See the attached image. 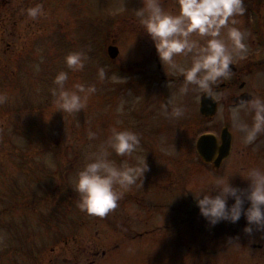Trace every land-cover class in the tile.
Returning <instances> with one entry per match:
<instances>
[{"label":"rangeland","instance_id":"rangeland-1","mask_svg":"<svg viewBox=\"0 0 264 264\" xmlns=\"http://www.w3.org/2000/svg\"><path fill=\"white\" fill-rule=\"evenodd\" d=\"M159 2L165 11L179 12L178 0ZM145 3L0 0V97H4L0 101V264H73L75 254L74 264H189V260L196 264L198 259L208 264H264V229L253 225V232L246 233L243 215L235 223L221 220L212 225L200 214L194 197L211 191L218 178L228 177L230 184L246 190L249 180L244 176L249 170H264V131L245 143L238 123L251 126L255 112L249 103L221 102L222 92L212 88L217 81L211 83V93L218 112L211 119L200 116L199 96L204 90L189 85V91L181 93L183 74L162 65L135 14ZM37 4L43 5L44 14L33 19L27 9ZM230 27L244 33L245 50L233 49L227 35ZM247 33L238 14L221 30L220 38L239 56L234 60L246 62L249 54L255 58ZM190 39L204 45L209 37L192 33ZM109 45L118 48L114 61L107 56ZM71 52L84 54L83 68L67 66L65 57ZM194 54H177L173 59L187 68ZM60 71L68 73L64 87L70 91H79L77 85L95 86L78 112L58 110L60 89L54 77ZM233 91L230 86L226 94ZM177 106L183 108V115L174 117L171 112ZM234 111L239 112L237 122ZM223 126L233 135L232 150L214 170L200 161L195 139L205 132L218 136ZM114 128L139 136L140 145L131 155H119L107 145ZM89 131L96 135L90 138ZM101 146L118 167L124 162L138 166L144 160L148 165L143 177L122 190L117 206L103 216L82 211L73 188L77 171ZM232 201L229 196L227 203ZM173 224L190 233L194 246L219 243L220 238L233 244L228 251L206 256L193 249L174 250L149 237L120 243L127 234L143 231L157 236ZM171 230L165 233L169 237ZM116 243L118 248L111 250ZM94 248L105 249L107 255L91 262Z\"/></svg>","mask_w":264,"mask_h":264},{"label":"clouds","instance_id":"clouds-1","mask_svg":"<svg viewBox=\"0 0 264 264\" xmlns=\"http://www.w3.org/2000/svg\"><path fill=\"white\" fill-rule=\"evenodd\" d=\"M178 3L179 12L173 14L165 11L159 0H146L135 14L144 32L152 39L162 65L167 63L183 74L185 83L180 89L181 93L188 92L189 85L211 92V83L229 75L233 60L232 51L220 38L221 30L229 24L230 18L245 12L244 0H178ZM27 14L33 19L37 18L44 14L43 5L28 8ZM232 23H235L234 19ZM192 33L209 39L204 45H198L197 41L190 39ZM227 35L234 50L246 49L244 33L240 29L230 27ZM193 52L192 63L187 68L178 66L173 59L177 54ZM65 62L71 69H81L84 54L71 52L66 55ZM99 76L104 78L103 68L99 70ZM67 79L68 73L65 71L58 72L54 77V83L60 89L57 107L68 113L78 112L85 107L87 97L95 91V86L85 89L84 85H77L79 91H70L64 87ZM52 91L56 93V89ZM3 99L0 97V101ZM251 103L255 110L254 122L251 126L238 123V127L245 132V143H251L258 133L264 131V100L257 98ZM171 115H183V108L175 107ZM238 118L239 112L234 111L233 121L237 122ZM88 135L91 138L96 134L89 131ZM107 145L119 155H131L140 145V138L132 130L114 128ZM108 155L107 148L101 146L100 151L92 154L73 179L74 191L79 194L77 205L88 214L103 216L114 209L123 195L122 190L136 183L148 168L146 160L138 166H129L124 162V166L118 167ZM244 177L249 180L246 190L230 184L228 177L218 178L211 191H202L198 197L194 196L200 214L210 224L215 225L221 220L235 223L243 215L247 221L243 231L252 233L253 225L257 229H264V170L252 168ZM117 186L120 190H117ZM213 189H216L215 194ZM229 196L233 198L230 205L227 203ZM245 200L248 201L247 207H244Z\"/></svg>","mask_w":264,"mask_h":264},{"label":"flooded vegetation","instance_id":"flooded-vegetation-1","mask_svg":"<svg viewBox=\"0 0 264 264\" xmlns=\"http://www.w3.org/2000/svg\"><path fill=\"white\" fill-rule=\"evenodd\" d=\"M179 5V4H178ZM244 7L245 12L241 15H239L240 20L243 23H246V26L248 27V33L246 35V41L252 43L254 45V59L251 58V55H246V62H241L238 58L233 59L230 64V73L227 76L220 77L217 82L213 85V87L217 88V90L221 93V102H224L226 99L229 102V105H231L232 99L239 97L243 99L241 104L249 103L252 107V101L254 99H261L264 100V84L262 81H264V51L261 52L264 48V0H244ZM232 53H234L232 51ZM258 53V54H257ZM263 53V54H262ZM260 54V55H259ZM239 57L238 55H233L234 57ZM245 61V60H243ZM232 86L234 88V91L226 94V91L228 88ZM247 98V99H245ZM236 105V106H239ZM252 110L255 112V110L252 108ZM233 142V141H232ZM232 150V147H231ZM229 158V157H228ZM227 158V159H228ZM226 160V159H225ZM224 160V161H225ZM210 165L211 164H206ZM233 203V201H232ZM247 205L244 203V207ZM175 224L165 229V232L158 233L156 236V233L153 232H143V231H137L132 236H128V232H126L127 236H125L121 240V245L125 243V241L128 240H136V239H142L144 237L152 238L153 240H157L156 243L159 245H165L170 246V248L174 250H187L191 251L192 249L197 252L201 251L203 255L209 256L211 254H214V252H218L219 250L228 251L230 244H233L232 242H227L226 240L222 241V238L219 243L212 242V244H201V245H192L191 237L189 236L190 233L187 235L186 232H181L178 229H175ZM174 227V228H173ZM159 229H162L158 227ZM156 228V229H158ZM170 229L174 230L171 236L169 237L166 231H169ZM171 230V231H172ZM193 230V229H192ZM170 231V232H171ZM214 233L217 231H213ZM212 236V235H211ZM234 235H231L232 239L235 237H232ZM217 237V236H216ZM235 244V243H234ZM238 244V243H237ZM230 245V246H229ZM254 246L260 247V244H249L250 248H254ZM240 247V246H239ZM118 248V244L116 243L113 245V248L111 250H115ZM94 252L91 255V262H95L98 255H101L100 258H104L107 255V251L105 249L98 250V248H94ZM216 252V253H217ZM198 253V252H197ZM75 258V259H74ZM74 258L71 259L73 264L78 260L77 254L74 255ZM77 258V259H76ZM66 259V257H64ZM247 259L245 258L244 261ZM233 261V260H230ZM249 261V260H248ZM70 262V261H69ZM187 262V261H186ZM196 264H208L206 261H201V259L196 260ZM224 262V261H223ZM81 264H84L82 262ZM189 264H193L191 260H189ZM211 264V263H209ZM213 264V263H212Z\"/></svg>","mask_w":264,"mask_h":264},{"label":"water","instance_id":"water-1","mask_svg":"<svg viewBox=\"0 0 264 264\" xmlns=\"http://www.w3.org/2000/svg\"><path fill=\"white\" fill-rule=\"evenodd\" d=\"M107 53L110 58L115 59L118 54V48L109 45ZM247 99V98H245ZM236 103H241L243 99L234 98ZM199 112L207 117H212L217 112V101L208 91H204L200 96ZM232 133L228 127L223 126L217 137L215 134L207 132L200 134L195 140V150L199 158L204 163H210L214 169H218L222 161L226 159L231 151Z\"/></svg>","mask_w":264,"mask_h":264}]
</instances>
